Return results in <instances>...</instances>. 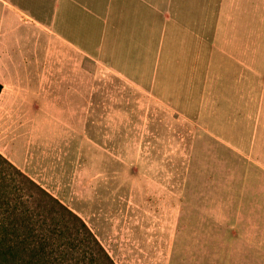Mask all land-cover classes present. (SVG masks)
Masks as SVG:
<instances>
[{
    "label": "rangeland",
    "instance_id": "1",
    "mask_svg": "<svg viewBox=\"0 0 264 264\" xmlns=\"http://www.w3.org/2000/svg\"><path fill=\"white\" fill-rule=\"evenodd\" d=\"M75 62L74 101L59 118L27 104L17 132L0 130V152L77 213L116 264H264V104L198 133L93 59ZM219 123L228 134L207 132Z\"/></svg>",
    "mask_w": 264,
    "mask_h": 264
},
{
    "label": "crops",
    "instance_id": "2",
    "mask_svg": "<svg viewBox=\"0 0 264 264\" xmlns=\"http://www.w3.org/2000/svg\"><path fill=\"white\" fill-rule=\"evenodd\" d=\"M260 1L0 0V130L17 132L27 104L59 118L74 101L76 56L183 112L198 133L264 104ZM219 124L207 132L228 134Z\"/></svg>",
    "mask_w": 264,
    "mask_h": 264
},
{
    "label": "trees",
    "instance_id": "3",
    "mask_svg": "<svg viewBox=\"0 0 264 264\" xmlns=\"http://www.w3.org/2000/svg\"><path fill=\"white\" fill-rule=\"evenodd\" d=\"M0 264L116 262L77 213L0 152Z\"/></svg>",
    "mask_w": 264,
    "mask_h": 264
}]
</instances>
